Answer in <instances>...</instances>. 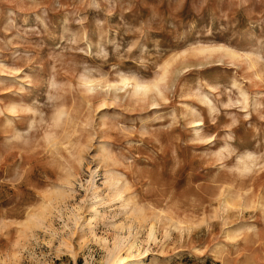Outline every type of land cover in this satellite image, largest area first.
I'll return each mask as SVG.
<instances>
[{"label": "rangeland", "instance_id": "obj_1", "mask_svg": "<svg viewBox=\"0 0 264 264\" xmlns=\"http://www.w3.org/2000/svg\"><path fill=\"white\" fill-rule=\"evenodd\" d=\"M118 256L264 264V0H0V264Z\"/></svg>", "mask_w": 264, "mask_h": 264}, {"label": "bare ground", "instance_id": "obj_2", "mask_svg": "<svg viewBox=\"0 0 264 264\" xmlns=\"http://www.w3.org/2000/svg\"><path fill=\"white\" fill-rule=\"evenodd\" d=\"M206 49H209V48H206ZM163 78H164V77H163ZM127 81H128V79L123 78V83H127ZM128 82H129V81H128ZM153 87H158V83L151 84V85H150V84H147V85H141V84H139V83L136 84V89H144L145 92L151 90V88H153ZM125 259H126L125 257L118 256V258H117V264H118V263H119V264L124 263ZM124 264H125V263H124Z\"/></svg>", "mask_w": 264, "mask_h": 264}]
</instances>
